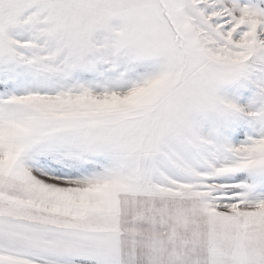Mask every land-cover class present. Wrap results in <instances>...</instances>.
I'll list each match as a JSON object with an SVG mask.
<instances>
[{"label": "snow or ice", "instance_id": "snow-or-ice-1", "mask_svg": "<svg viewBox=\"0 0 264 264\" xmlns=\"http://www.w3.org/2000/svg\"><path fill=\"white\" fill-rule=\"evenodd\" d=\"M0 264H264V0H0Z\"/></svg>", "mask_w": 264, "mask_h": 264}]
</instances>
